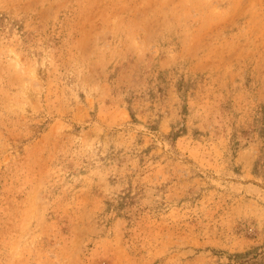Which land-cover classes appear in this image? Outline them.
<instances>
[{"label": "rangeland", "instance_id": "1", "mask_svg": "<svg viewBox=\"0 0 264 264\" xmlns=\"http://www.w3.org/2000/svg\"><path fill=\"white\" fill-rule=\"evenodd\" d=\"M0 264H264V0H0Z\"/></svg>", "mask_w": 264, "mask_h": 264}]
</instances>
